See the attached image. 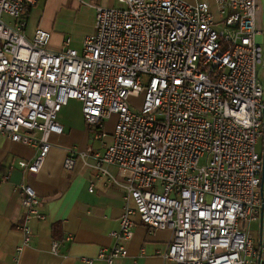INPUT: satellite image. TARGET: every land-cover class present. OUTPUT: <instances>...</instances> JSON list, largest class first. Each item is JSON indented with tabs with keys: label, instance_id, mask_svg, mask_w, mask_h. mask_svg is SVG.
I'll return each mask as SVG.
<instances>
[{
	"label": "built area",
	"instance_id": "1",
	"mask_svg": "<svg viewBox=\"0 0 264 264\" xmlns=\"http://www.w3.org/2000/svg\"><path fill=\"white\" fill-rule=\"evenodd\" d=\"M114 1L94 7V30L80 51L69 39L50 51L48 31L24 32L22 17L37 0H0V134L38 149L33 162H19L35 174L50 137L63 132L57 116L68 101L81 103L97 140L115 117L111 143L96 166L123 190L113 245L98 253L105 264L127 256L135 216L150 231L171 232L163 258L173 264H264V51L255 41L257 0H213L217 16L206 3ZM139 96L135 107L131 99ZM78 157L85 155L66 148L63 170L73 171ZM18 190L24 218L16 259L30 243L31 220L46 218L34 189ZM254 223L261 225L258 237Z\"/></svg>",
	"mask_w": 264,
	"mask_h": 264
},
{
	"label": "crops",
	"instance_id": "2",
	"mask_svg": "<svg viewBox=\"0 0 264 264\" xmlns=\"http://www.w3.org/2000/svg\"><path fill=\"white\" fill-rule=\"evenodd\" d=\"M183 1L206 3L217 16L213 0ZM101 4L116 5L114 0H37L22 17L24 32L31 37L37 28L48 31L50 51H60L66 39L71 48L80 51L84 37L94 30V7ZM257 5L255 27L260 34L255 41L264 51V0H257ZM57 121L63 132L50 137L51 147L35 174L21 169L19 162H33L38 149L0 134V179L7 177L0 185V264H85L82 258L91 259V264H105L98 253L113 245L111 234L119 229L123 190L108 184L96 166L104 146L111 143L114 119L104 123L107 136L102 140L94 138V130L85 123L77 100L68 101ZM66 148L85 155L84 159L78 157L70 172L62 168ZM105 168L112 175L117 173L114 166ZM19 185L34 189L46 218L31 220L30 243L22 246L16 259V248L23 241L19 227L24 218ZM91 186L93 191L89 192ZM133 221V237L126 243L127 256L114 264H173L163 258L171 232L150 231L137 216ZM260 227L259 223L251 225L254 237L260 235Z\"/></svg>",
	"mask_w": 264,
	"mask_h": 264
},
{
	"label": "rangeland",
	"instance_id": "3",
	"mask_svg": "<svg viewBox=\"0 0 264 264\" xmlns=\"http://www.w3.org/2000/svg\"><path fill=\"white\" fill-rule=\"evenodd\" d=\"M4 19L7 20V21H10V19H9L8 17H5ZM263 72H264L263 68H259V75H260V77H262ZM141 100H142V97L139 96V97H137V98H132V99H131V102H132V104H133L135 107H138V106H140V104H141ZM111 119H114V122H115V117H112ZM256 150H257L258 152H260V150H261V141H260L259 144L257 145ZM203 163H204L203 160H201V161H200V165H203Z\"/></svg>",
	"mask_w": 264,
	"mask_h": 264
}]
</instances>
